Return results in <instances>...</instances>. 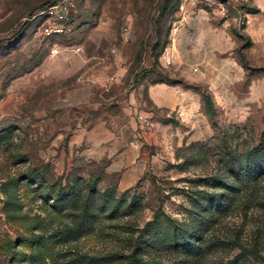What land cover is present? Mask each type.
Returning <instances> with one entry per match:
<instances>
[{
  "label": "rangeland",
  "instance_id": "obj_1",
  "mask_svg": "<svg viewBox=\"0 0 264 264\" xmlns=\"http://www.w3.org/2000/svg\"><path fill=\"white\" fill-rule=\"evenodd\" d=\"M58 1L0 0V264H126L135 253L152 264H264V168L252 171L248 158L264 151V97L206 143L145 145L144 170L122 176L111 157L95 155L110 137L89 138L101 127L82 130L78 112L65 111L67 60L85 47L112 58L125 42L136 83L169 80L156 60L184 0H74L64 34L47 37L38 14ZM197 4L237 16L240 60L248 76L264 77V49L260 67L244 53L246 14L258 8Z\"/></svg>",
  "mask_w": 264,
  "mask_h": 264
},
{
  "label": "crops",
  "instance_id": "obj_2",
  "mask_svg": "<svg viewBox=\"0 0 264 264\" xmlns=\"http://www.w3.org/2000/svg\"><path fill=\"white\" fill-rule=\"evenodd\" d=\"M250 1L259 12L246 14L244 35L251 45L243 52L258 60L254 62L257 66L263 55L257 50L264 49V0ZM237 19L224 15L221 9H205L200 4L189 6L185 19L179 16L180 22L158 64L169 73L170 80H182L183 84L148 79L135 83L136 74L130 73L134 58L125 53V42L113 46L112 58L92 56L86 47L82 53L73 54L67 63L74 84L65 91L64 107L66 112H78L82 130L95 124L101 127V132H90L89 138L97 134L110 137L109 149L95 147V155L103 152V156L111 157L113 168L120 167L122 176H134L146 167L145 145L183 147L206 143L216 137L219 127L232 114L243 118L241 114L261 103L264 77L248 76L240 60L241 44L232 32ZM195 68L199 71L194 72ZM204 94H209L214 104L213 121ZM139 115L148 119V125L139 121Z\"/></svg>",
  "mask_w": 264,
  "mask_h": 264
},
{
  "label": "built area",
  "instance_id": "obj_3",
  "mask_svg": "<svg viewBox=\"0 0 264 264\" xmlns=\"http://www.w3.org/2000/svg\"><path fill=\"white\" fill-rule=\"evenodd\" d=\"M198 0H184L180 5L181 18L186 17L188 14V7H195ZM74 6V0H59L58 2L51 4L46 9L38 14V17H45L47 20V26L44 28L43 33L48 36L64 34L66 28L64 23L69 20L70 13ZM180 21H178L179 23ZM52 53L57 55L61 53L60 49H53ZM199 69L195 68L194 72H198ZM139 121L145 126L148 125V119L142 115L138 116Z\"/></svg>",
  "mask_w": 264,
  "mask_h": 264
},
{
  "label": "trees",
  "instance_id": "obj_4",
  "mask_svg": "<svg viewBox=\"0 0 264 264\" xmlns=\"http://www.w3.org/2000/svg\"><path fill=\"white\" fill-rule=\"evenodd\" d=\"M46 5L48 6V4H46ZM42 7H44V6H42ZM249 45H251V41H250ZM161 55H162V53L158 56V59ZM158 59L156 60L157 65H159ZM242 64L246 68V64H248V62H247V60H245V58L242 59ZM136 82H137V75L135 76V83ZM156 82H165V83H169V84H175V83H182L183 84L184 83L182 80L176 81V80H170V79L169 80H158V81H155V83ZM204 98L206 101L208 114L210 115V117H212V121H213L214 117H216V112L214 110V104L211 100V96L209 94H204ZM213 123H214V125H216L215 122H213ZM248 158L250 160L249 166H250V169L252 171H257V169H259V168H261V169L264 168L263 167V165H264V151L263 150L261 151V150L253 149L250 153H248ZM236 159L240 161L239 158H236ZM234 160L235 159H233V160L229 159V161H228V167L230 168L231 171H232V169H235L236 167L239 168L238 165H236L237 161L235 160L236 161V163H235ZM215 181H218V179H216ZM106 197H110V199L114 202V204H120V203H116L114 201L113 196L108 195ZM120 259H122V258H120V256L116 254L113 256H109L107 258V261L113 262V261H119ZM126 262H127L126 264H152V263L143 262L142 258L136 253L133 254L132 256L127 257Z\"/></svg>",
  "mask_w": 264,
  "mask_h": 264
}]
</instances>
